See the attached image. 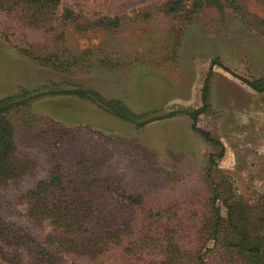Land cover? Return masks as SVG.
I'll return each instance as SVG.
<instances>
[{
  "label": "rangeland",
  "instance_id": "rangeland-1",
  "mask_svg": "<svg viewBox=\"0 0 264 264\" xmlns=\"http://www.w3.org/2000/svg\"><path fill=\"white\" fill-rule=\"evenodd\" d=\"M167 1L60 0L58 11L67 7L89 20L123 19L110 30L78 32L66 25L65 37L57 41L41 25L0 15V98L42 94L9 117L14 155L29 166L18 178H0V216L17 227H33L32 237L41 239L48 222L28 220L20 194L48 175L56 154L72 180L81 150L121 192L169 204L177 239L202 255L204 264H252L220 245L209 251L199 226L217 187V203H232L251 241L264 248V92L244 82L264 78V11L256 0H238L236 10L182 0L178 12L166 13ZM206 79L208 105L195 125L221 147L205 141L188 115L168 116L200 108ZM75 85L122 101L142 116L139 124L148 122L123 121L90 101L51 93ZM50 120L65 138L54 137L57 128ZM66 192L52 191V209L67 206ZM99 206L101 211L103 201ZM125 261L164 264V255L146 251ZM0 264L7 263L0 258Z\"/></svg>",
  "mask_w": 264,
  "mask_h": 264
},
{
  "label": "trees",
  "instance_id": "trees-1",
  "mask_svg": "<svg viewBox=\"0 0 264 264\" xmlns=\"http://www.w3.org/2000/svg\"><path fill=\"white\" fill-rule=\"evenodd\" d=\"M256 1L264 11V0ZM203 2L218 9H238V0H197L196 3ZM59 6L60 0H0V15L15 16L35 28L41 25L50 33L52 41L65 37L66 25H72L78 32H86L90 27L110 30L118 28L123 19L119 16H103L89 20L80 12L67 7H61L58 11ZM181 7L182 0H168L162 5L166 13H176ZM244 82L253 90L264 92V78ZM208 91L206 79L201 89L200 108H180L168 116L178 113L188 115L193 122L192 128L205 141L221 147V143L212 138L209 132L195 125L198 116L208 105ZM51 93L90 101L123 121L139 124L142 118L129 110L122 101L107 99L83 86L52 90ZM41 95L23 99L15 96L0 98V178H18L29 166L14 155L17 147L9 117L13 112H20L23 104ZM147 122H141L139 125ZM48 123L53 127L58 126L52 120ZM54 133L47 131L45 135H54L59 139L66 137L65 132H59L58 128ZM83 155L84 152L79 150L78 173L72 180H67L56 154L51 158L48 175L35 181L20 194L19 199L25 204L24 215L27 219L48 222L46 231L39 233L41 239L32 237L37 233L33 227H17L0 216L2 260L7 264H66V261L68 264L75 261L87 264H126V259L141 252L159 251L164 255V264H181L193 259L194 264H204L202 255L194 254L177 239V229L171 225L172 213L169 204L144 200L138 192H121L119 184L114 183L111 176L102 178L98 175L99 165L90 161V154L86 160ZM213 166L214 161L210 157L209 167ZM61 187H65L67 191V206L54 210L51 208L50 195ZM218 198L219 192L215 187L207 202L208 213L204 215L200 222L203 224L199 226V233L205 230V236L209 240L210 247L207 249L213 251L220 245L226 252L247 257L252 264H264L263 244L251 241L250 232L237 218L235 206L228 201L219 205ZM100 201H103L101 211Z\"/></svg>",
  "mask_w": 264,
  "mask_h": 264
}]
</instances>
